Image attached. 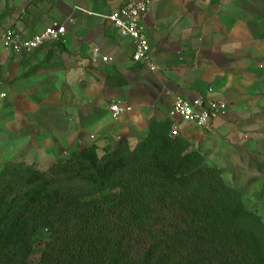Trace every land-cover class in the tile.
<instances>
[{"label":"trees","instance_id":"obj_1","mask_svg":"<svg viewBox=\"0 0 264 264\" xmlns=\"http://www.w3.org/2000/svg\"><path fill=\"white\" fill-rule=\"evenodd\" d=\"M229 199L174 121H152L143 140L77 146L46 169L6 164L0 264H261L240 233L254 210Z\"/></svg>","mask_w":264,"mask_h":264},{"label":"crops","instance_id":"obj_2","mask_svg":"<svg viewBox=\"0 0 264 264\" xmlns=\"http://www.w3.org/2000/svg\"><path fill=\"white\" fill-rule=\"evenodd\" d=\"M125 1L25 0L12 24L22 40L53 24L66 29L58 42L30 53L4 55L12 65L8 99L13 107L34 113L60 104L70 110L67 133L26 136L29 143H43L48 149L49 165L77 146L104 145L108 138L143 140L152 121L173 120L175 130L197 144L205 132L173 116L177 97L225 105L208 130H216L220 120L242 108L248 49L254 44L246 23L227 14V0H148L144 37L157 72L132 62V41L120 37L105 19ZM94 48L100 50L97 59L92 58ZM101 57L110 61L104 63ZM113 102L130 106L132 112L112 120L108 108ZM40 161L22 158L17 163Z\"/></svg>","mask_w":264,"mask_h":264},{"label":"rangeland","instance_id":"obj_3","mask_svg":"<svg viewBox=\"0 0 264 264\" xmlns=\"http://www.w3.org/2000/svg\"><path fill=\"white\" fill-rule=\"evenodd\" d=\"M24 1L0 0V172L6 164L22 158L40 159L39 166L45 169L51 159L45 154L48 149L41 147L43 143L41 146L29 143L26 136L70 130V110L62 105L43 106L29 113L13 107L8 99L13 82L12 65L2 53L1 41L5 32L12 30ZM227 3V14L246 23L249 40L254 44L248 49V81L242 84L245 88L242 108L220 120L216 130H203L205 137L195 148L208 166L220 170L222 180L231 189L229 210L237 211L240 197L247 209L264 216V19L255 20L256 14L264 16V4L257 6L250 0H227ZM255 214L252 223L243 225L240 233L243 240L255 243L264 264V225L255 219Z\"/></svg>","mask_w":264,"mask_h":264},{"label":"built area","instance_id":"obj_4","mask_svg":"<svg viewBox=\"0 0 264 264\" xmlns=\"http://www.w3.org/2000/svg\"><path fill=\"white\" fill-rule=\"evenodd\" d=\"M42 2L44 0H36ZM149 12L148 0H126L116 11L112 12L105 19L116 30L122 38L130 39L133 43L134 52L131 60L134 64L145 65L150 72H157L158 68L152 63L150 57V46L144 37L143 20ZM64 26L53 24L46 28L41 34L33 36L29 40H22L15 31L9 29L5 32L1 41V50L5 56L21 55L30 53L42 48L47 43L60 41L65 35ZM100 57L99 48L92 50V58ZM101 61H110L101 57ZM111 119L119 120L132 112L130 106L119 102L109 105ZM225 111V105L214 100H199L190 103L186 99L177 97L173 103V116L181 123L192 125L201 130H208L215 120Z\"/></svg>","mask_w":264,"mask_h":264}]
</instances>
